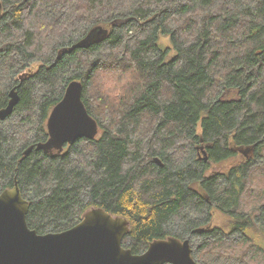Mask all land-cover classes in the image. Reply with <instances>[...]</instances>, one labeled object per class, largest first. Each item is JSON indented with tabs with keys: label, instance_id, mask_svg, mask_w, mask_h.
I'll use <instances>...</instances> for the list:
<instances>
[{
	"label": "trees",
	"instance_id": "obj_1",
	"mask_svg": "<svg viewBox=\"0 0 264 264\" xmlns=\"http://www.w3.org/2000/svg\"><path fill=\"white\" fill-rule=\"evenodd\" d=\"M97 26L107 33L67 50ZM72 80L98 133L39 150ZM13 87L0 193L18 184L30 228L101 207L128 219L134 253L176 236L201 264H264V0H0V107Z\"/></svg>",
	"mask_w": 264,
	"mask_h": 264
},
{
	"label": "water",
	"instance_id": "obj_2",
	"mask_svg": "<svg viewBox=\"0 0 264 264\" xmlns=\"http://www.w3.org/2000/svg\"><path fill=\"white\" fill-rule=\"evenodd\" d=\"M106 33L101 26L94 27L67 50L86 47ZM81 95V81H70L48 115V139L37 143V149L61 151L79 138L97 135V121L87 112ZM18 99L13 87L7 104L0 107V121L12 114ZM241 151L246 155L249 149ZM155 161L159 162L157 158ZM28 208L17 183L0 193V264H201L193 258L190 241L176 236L155 238L143 252L134 253L122 245L130 230L128 219L101 207L86 210L68 229L48 233H38L28 226Z\"/></svg>",
	"mask_w": 264,
	"mask_h": 264
},
{
	"label": "rangeland",
	"instance_id": "obj_3",
	"mask_svg": "<svg viewBox=\"0 0 264 264\" xmlns=\"http://www.w3.org/2000/svg\"><path fill=\"white\" fill-rule=\"evenodd\" d=\"M157 43L161 49H166L168 51V58H172L175 55L176 51L172 45L171 38L168 34L159 33ZM37 66L38 65L35 64L30 68V70H25L24 72L35 71ZM98 81L99 80H97V84ZM240 159L241 157L237 155L227 161L221 162L220 164H215L213 168L220 167L221 165H235ZM213 225L225 228V230L227 231L229 228V218L227 216L217 213L215 215V218L213 219Z\"/></svg>",
	"mask_w": 264,
	"mask_h": 264
}]
</instances>
